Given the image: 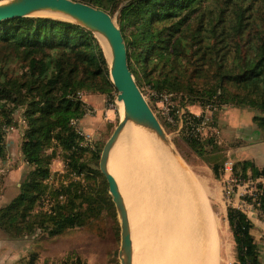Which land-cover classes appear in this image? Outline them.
<instances>
[{
	"label": "trees",
	"instance_id": "16d2710c",
	"mask_svg": "<svg viewBox=\"0 0 264 264\" xmlns=\"http://www.w3.org/2000/svg\"><path fill=\"white\" fill-rule=\"evenodd\" d=\"M72 1L110 16L117 12L128 68L138 88L141 93L146 85L156 93L178 94L184 108L181 137L214 179L223 175L225 149L213 134L190 132L201 122L206 105L212 107L214 124L224 107L254 112L252 122L264 135V0ZM76 91L105 96L116 92L108 60L92 32L49 16L0 21V165L6 158L5 128L16 127L14 115L21 112L25 125L19 128V150L28 167L19 193L0 208V229L10 237L53 236L83 226L111 203L98 170L100 146L86 147L71 124L85 114L84 105L69 97ZM193 104L201 106V114L187 110ZM57 156L64 164L63 178L53 190L46 179ZM231 177L253 183L255 193L241 198L264 220V167L249 159L235 160ZM44 194L54 200L52 211L32 212ZM59 194L63 200L57 199ZM226 221L235 264H258L254 224L245 211L228 204ZM37 259L33 252L25 264ZM64 261L85 264L78 256Z\"/></svg>",
	"mask_w": 264,
	"mask_h": 264
},
{
	"label": "rangeland",
	"instance_id": "374dc122",
	"mask_svg": "<svg viewBox=\"0 0 264 264\" xmlns=\"http://www.w3.org/2000/svg\"><path fill=\"white\" fill-rule=\"evenodd\" d=\"M3 1L4 0H0V3ZM36 15L49 16L53 18L68 20L65 17L54 15L51 13H39ZM111 17L115 22V24L118 26L117 12H114L111 15ZM97 39L103 49V52L107 60H109V53L106 47L103 46L104 44L102 39L99 37H97ZM142 91H143L142 95L144 96L145 100L147 101L152 111L154 112L156 107L154 104L153 97L150 95L151 92L154 91L149 89L146 85L143 86ZM82 92H84L85 94H83L82 96L81 103L85 105L86 103L84 102V99L86 98V95L88 93H86L85 91ZM167 93H170L172 95L171 98L173 101V105L174 106L179 105L178 94L173 92H167ZM86 107L90 108L92 112L89 115L86 114L85 112L81 120L83 118L87 119V117H92L93 115L96 114L101 116L102 120H104L103 117L107 118V112L109 110H107L106 105L104 106V109L101 114L100 111L98 112V110H97L98 113L94 114L96 112L94 108H91L89 106ZM224 108L227 109L228 107H224ZM187 110L189 112L190 110L198 112L201 111L202 108L198 104H193V105H188ZM221 110L217 111L216 121L219 118ZM113 111L116 112V118L113 121V125L107 126L104 125V123L100 124L102 122L100 120L95 123H93L91 120L89 122H84L83 125L90 130L89 133L92 135L86 133L81 127L84 133L88 134L89 136H93L95 138L96 143L98 144V146H100V149H102L104 143L111 135L113 129L115 128L116 124L118 123L122 115V109L119 103L117 104V106L114 108ZM199 114H201V112ZM20 115L22 116L20 112L15 113L14 116H16L15 117L16 123H18L17 119ZM156 117L166 133V137L168 138L170 147L174 151L173 154L174 158L176 157L177 160L181 161V163L186 168L187 172H189L190 174L192 173L191 175L195 177L194 181L191 180L190 183L189 182L188 184L185 183V188L190 196V199L193 200L196 197L198 200H200L202 196L204 202L206 203L207 208L210 211V214L212 215V217L214 218L217 224L216 230L220 238L218 264H235L234 242L228 227V223L223 215V210L225 209V206L228 205L227 199L225 198L223 191L226 181L223 182L222 185L220 184V182H222L221 179L223 178V175L221 176L220 180L214 179L211 169L202 161H200L194 154L188 151L181 137L182 133L179 123L175 126H171L169 130H166L164 128L163 119L159 116V114L158 115L156 114ZM79 120H77V124ZM254 127H256L255 124ZM217 128H218V132L214 133L215 142L221 145L219 143L221 142L220 127L217 125ZM136 133L138 134L140 133V135L142 136L144 135L147 138L145 139L147 141V145L150 147V151L154 150L152 146L154 144L153 140H156L159 147L160 146L164 147L163 145H160L159 144L160 142H158V140L151 134L143 132L142 130L132 125H128L121 132L118 140L116 141L114 147L110 152V156L108 159L109 171L114 172L111 167L112 156L114 154H116V157L117 156L119 157L120 155L128 156L132 152V150L134 154L129 168L132 175L131 177L134 178L136 176L134 175V170L136 168L142 169V166L145 165V160L140 155L142 153L141 152L142 145H140L133 136ZM148 138L151 140H149ZM57 164L59 163L57 162ZM57 164L55 165L54 168L60 167V164L59 165ZM223 174H224V168H223ZM120 191L122 190L120 189ZM107 194H108V198H110L108 189H107ZM145 199H148L147 194L145 195ZM234 201L236 200L234 199ZM126 203L127 202H125V204ZM150 206H151L150 214L143 215L144 222L145 221L147 222V225L145 227L146 233L143 235L144 240L141 241L140 247L138 248V243L140 238L135 229V227L137 226L135 221V215L131 213L128 204H126V209L128 211V218L130 223L132 245H133V264H171L170 262L171 258L169 257V255L172 253L174 248L175 249L181 248L183 250V244L181 243V239L184 232L181 230L180 233H177L171 238L167 237L168 235L167 226L166 228H163V216H160V221L155 220L156 217L155 215L156 212H154L155 202H153L152 205ZM197 222L198 221L196 219L193 225L187 226L188 229L190 231L196 229L200 225V223ZM177 225H179L178 222H174L173 225L174 228L176 227L177 229ZM27 237L28 238L26 239V242L29 245L28 249L30 248L32 250L38 251V259L36 261L39 262L38 264H45L46 262H48V264H63L65 263L64 260H66V258L72 256H78L82 260L81 262L85 264H120L118 258V251L120 247L119 218L112 201L111 203L106 205V207L104 208V210L101 211L99 216L93 218L91 221H89L83 226H78L71 229H64L60 233L53 236H47L45 234L42 237V235L39 234L36 235L35 233H31L28 234Z\"/></svg>",
	"mask_w": 264,
	"mask_h": 264
},
{
	"label": "bare ground",
	"instance_id": "6f19581e",
	"mask_svg": "<svg viewBox=\"0 0 264 264\" xmlns=\"http://www.w3.org/2000/svg\"><path fill=\"white\" fill-rule=\"evenodd\" d=\"M102 41L109 53L108 46L103 39ZM118 103L123 114L122 103ZM133 136L142 145L140 155L145 160V165L142 169L136 168L134 170L136 176L131 177L129 168L134 154L132 150L128 156L116 157L114 154L111 167L116 175L110 172L122 190L129 210L135 215L137 224L135 229L140 238L138 248L146 233L147 222H144L143 215L150 214V205L155 202V220L160 221V216H163V228L167 226V237L171 238L181 230L184 232L181 239L183 250L174 248L169 255L171 264H218L220 238L216 230L217 224L203 197L201 196L200 202L194 194L195 199L191 200L185 188V183L194 181L195 177L187 172L181 161L172 157L174 155L166 148L159 147L156 140L152 139L154 150L150 151L144 135L136 133ZM146 194L148 199H145ZM196 219L200 225L194 229L195 231H190L187 226L193 225ZM174 222L179 224L177 229L173 226Z\"/></svg>",
	"mask_w": 264,
	"mask_h": 264
},
{
	"label": "water",
	"instance_id": "95a60500",
	"mask_svg": "<svg viewBox=\"0 0 264 264\" xmlns=\"http://www.w3.org/2000/svg\"><path fill=\"white\" fill-rule=\"evenodd\" d=\"M39 13H51L65 17L102 38L108 46L110 80L116 90L117 101L122 103L123 114L101 149L98 170L105 178L108 193L119 218V262L120 264H133V245L128 211L119 185L108 170L110 152L121 132L128 125L154 136L160 142L159 144L164 146L162 148H166L170 154L173 155L174 151L170 147L163 127L128 68L123 36L112 17L99 8L72 0H4L0 3V21Z\"/></svg>",
	"mask_w": 264,
	"mask_h": 264
},
{
	"label": "crops",
	"instance_id": "0c3cea01",
	"mask_svg": "<svg viewBox=\"0 0 264 264\" xmlns=\"http://www.w3.org/2000/svg\"><path fill=\"white\" fill-rule=\"evenodd\" d=\"M84 102L86 106L96 110L94 114L99 111L101 114L106 103V96L103 94H87ZM190 112L199 114L202 110L198 112L190 110ZM96 115L87 117V119L83 118L84 120L80 119L77 124L78 127L80 129L82 127L86 133H89L90 130L83 125L84 122L91 120L95 123L100 120L102 121L100 124L104 123V125L111 126L116 118V112H111L110 110L107 112V118L103 117L104 120L101 119V116ZM252 115V111L231 107L220 111L216 123L220 127L221 142L219 143L225 149L226 158L224 162V174L221 179L222 182H220L221 185L231 176V164L235 160L249 159L256 166L264 167V135L254 127ZM15 117L14 120L16 119ZM91 137L95 142L96 149V140L93 136ZM5 139L6 158L0 165V208L8 204L19 193L20 184L24 180L28 170L19 150L20 129L14 127V129L7 132ZM57 162L60 164V167L54 168ZM62 171L63 161L57 156L50 164V172L56 173ZM35 211L36 208L32 212ZM245 213L254 224L251 232L258 245V264H264V220L260 219L254 210L249 209ZM223 215L226 219V206L223 210ZM27 238V235L10 237L0 229V264H25L31 253L36 252L38 254V251L28 249ZM38 263L36 262L35 264Z\"/></svg>",
	"mask_w": 264,
	"mask_h": 264
},
{
	"label": "built area",
	"instance_id": "2783aa9c",
	"mask_svg": "<svg viewBox=\"0 0 264 264\" xmlns=\"http://www.w3.org/2000/svg\"><path fill=\"white\" fill-rule=\"evenodd\" d=\"M83 94H85V93L82 91H76V92L70 94L69 97L71 99L78 100L81 102ZM150 95L153 97L154 104L156 107L153 113L155 115L159 114V116L163 119L164 123H166L170 126H175L179 123L180 129H181L182 125H183L182 116H183V112H184L183 109L184 108L179 106V105H175V106L173 105V101L171 98L172 95L170 93H167V92H159V93L151 92ZM117 104H118V101L116 99V92L111 94V95L106 96L105 105H106L107 110L114 112L113 110L117 106ZM84 108H85L86 114H88V115L91 114L92 111L90 110V108H87L85 105H84ZM22 116L20 115L18 117V119H17L18 123L16 125V127L20 128V129L22 127H24V125H25V120H24V117H22ZM211 116H212V107L210 105H206L204 110H203V116L201 118V122L198 125H196L190 132L194 136H202V137H206V136L211 135V134L215 135L214 133L218 132V128H217V125L212 122ZM71 124H73L75 126V130H76L77 134L82 138L83 144L86 147H88L90 150H95V144H94L92 137L89 136L88 134L84 133L82 131V129H80L77 126V120H71ZM187 124L192 126L190 119L187 122ZM12 129H14V127H6L5 128V130L7 132H9ZM49 151H50V149L47 150V153ZM53 175H56V176L53 177ZM62 176H63V171L52 173V175H50L49 178L46 179V183L53 190H58V179L62 180V178H63ZM53 178H55V179H53ZM223 191H224V196L228 202L227 204H233L234 206L241 208L245 212L249 209L253 210L251 208V205L247 204L241 198L245 193H249V194L255 193V188H254L252 182H249V181L239 182L235 178L230 176L225 182V186H224ZM57 199L63 200V196L59 194L57 196ZM234 199L236 201H234ZM53 204H54L53 198L49 194H44L43 196H41V198L38 202V205L36 207V211L40 210V211L50 213L52 211Z\"/></svg>",
	"mask_w": 264,
	"mask_h": 264
}]
</instances>
